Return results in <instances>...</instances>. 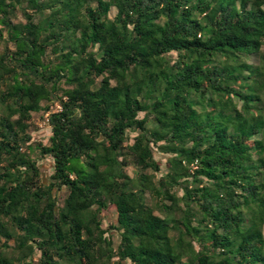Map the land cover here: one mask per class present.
I'll return each instance as SVG.
<instances>
[{
  "label": "trees",
  "instance_id": "obj_1",
  "mask_svg": "<svg viewBox=\"0 0 264 264\" xmlns=\"http://www.w3.org/2000/svg\"><path fill=\"white\" fill-rule=\"evenodd\" d=\"M0 42V264H264V0H0Z\"/></svg>",
  "mask_w": 264,
  "mask_h": 264
},
{
  "label": "rangeland",
  "instance_id": "obj_2",
  "mask_svg": "<svg viewBox=\"0 0 264 264\" xmlns=\"http://www.w3.org/2000/svg\"><path fill=\"white\" fill-rule=\"evenodd\" d=\"M116 13H117V10L114 8L111 13H110V18L111 19H114V17L116 16ZM19 20L21 21H25L24 19V16L22 14H19V17H18ZM5 45H6V42H0V54H2L5 50ZM252 60L255 62V63H259V56L258 55H254ZM241 104H239V107L241 108ZM144 113H141L140 114V117L143 118L144 117ZM34 122H35V125L37 124V129L33 132V139L35 142H44V143H47L48 140H49V137L51 136V131L49 129L48 126L44 125V118L41 117V114H35L34 116ZM149 126L152 125V122H150L148 124ZM135 136V135H133ZM132 136V137H133ZM132 143V141H131ZM157 151V150H156ZM155 158L156 160L158 161H161L162 164H163V167H162V170L160 173H158V176L161 177L166 169L165 167V163H166V156L160 154L159 152H156L155 153ZM40 164V168L42 169V178L44 180L45 183H48L49 182V177L53 174V161H52V158L51 157H46L44 160H41L39 162ZM128 173L130 175L133 176V171H132V168L129 167L127 169ZM59 196V199H62L64 194L63 193H58L57 194ZM115 222V214L114 212H110L108 217L105 219L104 221V227L105 228H109L111 226L112 223ZM111 235H113V239H114V242H115V245L117 246L120 242V237L118 235V233L114 230L111 231ZM37 259V257H36Z\"/></svg>",
  "mask_w": 264,
  "mask_h": 264
},
{
  "label": "built area",
  "instance_id": "obj_3",
  "mask_svg": "<svg viewBox=\"0 0 264 264\" xmlns=\"http://www.w3.org/2000/svg\"><path fill=\"white\" fill-rule=\"evenodd\" d=\"M62 111V107L60 104H55L51 107V110L47 112L44 116V125L49 126V116L53 112H60Z\"/></svg>",
  "mask_w": 264,
  "mask_h": 264
}]
</instances>
